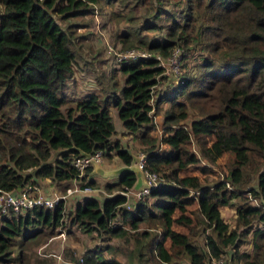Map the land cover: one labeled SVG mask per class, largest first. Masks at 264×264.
Returning a JSON list of instances; mask_svg holds the SVG:
<instances>
[{"label": "trees", "instance_id": "16d2710c", "mask_svg": "<svg viewBox=\"0 0 264 264\" xmlns=\"http://www.w3.org/2000/svg\"><path fill=\"white\" fill-rule=\"evenodd\" d=\"M101 3L127 9V30L116 36L125 48L166 57L177 45L184 54L199 47L207 56L153 104L152 87L173 79L154 57L117 62L112 70L124 75L122 85L77 97L68 92L74 70L84 73L95 61L81 58L77 42L85 35L75 34L70 19L95 16ZM94 72L96 84L103 71ZM162 101L168 106L156 142L151 115ZM188 106L199 115L178 124ZM111 108L126 132L147 144L143 167L158 174L159 185L129 199L124 192L134 176L124 172L103 185L109 195L101 201L89 195L69 211L62 200L10 211L0 221V264H30L25 245L70 225L98 241L121 240L105 245L106 258L96 249L83 264H264V0H0V190L44 178L76 177L81 188L93 187L91 167L77 176L70 163L81 152L128 164V149L112 138ZM191 135L206 164L183 150ZM225 153L231 160L222 178L182 172L197 164L204 174ZM222 207H233L232 226ZM244 243L250 251L239 249Z\"/></svg>", "mask_w": 264, "mask_h": 264}, {"label": "rangeland", "instance_id": "374dc122", "mask_svg": "<svg viewBox=\"0 0 264 264\" xmlns=\"http://www.w3.org/2000/svg\"><path fill=\"white\" fill-rule=\"evenodd\" d=\"M94 7L97 10V13L95 16H93L92 14L90 16L84 15L82 17L70 19L71 21L77 23L76 24L77 26L74 27L75 34L85 35V36L79 37V39L81 40L77 42L78 44L77 49L80 51L81 58L86 59V60L88 59L93 60L95 62L94 63L92 62V65L88 67V70L84 71V73L81 72L83 70H80L77 68L74 70V74H75L74 79L81 81V82L78 83L76 87L71 84L73 88L71 89L70 87L68 89V92H71L74 89H76L77 92H79L80 90H85L86 92L90 91L92 88L87 89L84 85L85 76L91 75L94 77V80H95V78L97 77V76L95 77V75L98 74V72L95 73L94 69H96L97 71H103L100 81L98 82V80H96L95 90L103 92V89L108 88V86L109 88H115L119 86L120 82L122 83V79L124 75L120 73L119 71L112 70L113 66L118 67L116 61H114L116 59L112 57V53L114 51L121 52V53H126L129 51H136L139 53H144L145 55H147V58L154 57L155 55L152 52H149L147 49H143L139 46H131V47L125 48V45L121 44V41L116 37L117 35L123 32H126L127 30V20H126V16L128 15L127 9L122 7L120 3H114L113 5H105L101 3V4H96ZM141 11H142L141 6H137V7L135 6L134 13L138 14V13H141ZM136 21L137 19L133 20L132 22L136 23ZM141 33H145L146 35H148L149 38H152L154 36L153 30H142ZM220 46L225 47V45H222V44H220ZM175 48H178L179 52L181 53L182 51L181 46L177 45L176 47L173 48V50ZM220 52L212 53V54L216 55V54H219ZM168 56L169 55H167L166 57ZM206 56H207V52L204 51L203 49H200L199 47H195L194 50H191L185 53L182 57H180V62L178 64L180 73L183 72L184 70L192 71L193 65L195 64V62H197V60L200 59L201 57H206ZM180 64H184V66H181ZM108 74H109V77H107ZM176 79L177 77L176 78L173 77V79H171L170 81L166 79H161L159 80L157 85L152 87L151 92L155 89L151 96L152 104L154 102V99L159 94H161L163 91H167L170 93L172 92V89H174L173 87L174 82L176 83L175 81ZM167 106H168L167 101H162L159 104L158 111L151 115L152 124L154 127L150 131V134L156 136V142L159 137L158 135L161 133V130H162L163 111L164 109L167 108ZM111 109H112L111 113L115 114V111L113 110V108ZM186 111H187V116L183 120H180L178 124L183 123L188 126L190 121L196 118L200 113V110L198 108L196 107L194 108L191 106H188ZM156 127H158V130ZM112 138L119 139L122 145H124L123 147L128 149L130 155H134L136 158L140 153H145L143 151L144 149L143 147L146 146L147 144L138 143V139L135 135H130V133H125L123 137L119 136V138H116L112 136ZM158 148L159 147H155L153 150L158 151ZM183 150L191 151L195 155L199 156L201 159V156L198 151V145L194 141V137L192 135H191V139L188 140L186 144H184ZM111 159L112 160L109 162L111 165H113L115 162H116L115 165L116 164L118 165L120 161L118 158L116 159L112 157ZM229 160H231L230 156H228V154L225 153L219 156L218 159L214 161L213 165H209L211 170L207 171L204 174L197 171L196 167L194 166L197 164L188 165L186 168H183L182 172L183 173L195 172L200 178L205 175V181H209L210 179H212V177L222 178V176L225 174L227 170L226 165L229 164L228 163L230 162ZM200 164H206V162L203 159H201ZM108 179L110 181V177L107 179H104L103 181L99 178L97 184H102L103 182H107ZM99 195H102V193H100ZM127 195H129L130 197L134 196L131 193H127ZM68 197H70L69 199H76L75 197H72V196H68ZM64 210L67 211L66 209ZM223 215L225 217L224 219L228 220V222L230 223V226H232L233 218L235 215L233 207H227V210L223 212ZM64 227L65 226H63V228ZM85 234L89 235V233H85ZM48 236L50 235L46 234V236H41L40 238H37L36 239L37 241H32L29 243V245H25L26 251L28 250L27 252H28L30 264H40L36 256L35 250L40 242H44L47 240ZM64 240H66V236L64 237ZM73 240L75 239H72L71 242ZM109 241L111 243H116L120 245L121 240L111 238ZM100 242H103V241H100ZM127 245L130 246V243L122 244L121 249L123 250L124 248H127ZM68 249L70 248H64L62 253L64 255H67ZM239 249H246L250 251V244L248 243L241 244ZM43 251L47 252L48 250L45 249ZM120 257L123 259L122 254L118 255V258Z\"/></svg>", "mask_w": 264, "mask_h": 264}, {"label": "crops", "instance_id": "0c3cea01", "mask_svg": "<svg viewBox=\"0 0 264 264\" xmlns=\"http://www.w3.org/2000/svg\"><path fill=\"white\" fill-rule=\"evenodd\" d=\"M75 74L73 75V85L76 87L78 85V83H80L81 81L75 80L74 79ZM84 85L87 89H94L95 90V82H94V77L90 76L89 78L85 76V82ZM120 85H122V83L120 82ZM73 87H71L72 89ZM91 89V90H92ZM86 91L85 90H80L79 92H77L76 89L72 90L71 93H76L77 97L82 96ZM112 112V111H111ZM111 118L113 120V125H114V135H112L113 137L119 138V136L123 137V135L126 132V130L122 127L121 122L119 119H117L116 115L114 113H111ZM158 130V127H156ZM132 135V134H130ZM130 142V140H129ZM113 158H116L115 156H113ZM112 159L110 158H103L102 157V162L99 163L100 167L102 169L108 170L114 167H117L118 165H122L124 163H122L121 161H119L118 165L115 163L113 165H111L109 162ZM89 176H93L95 177L96 182H98L99 178L103 181L104 179H107L110 177V181L114 180L117 178V175H101L99 173H93L90 170V174ZM109 179L107 182H103L102 184H96L93 187H89V189H83L84 190H79L75 193H73L71 196L75 197L76 199H66L64 200V208L69 211L72 208L75 207L76 203L78 201H82V198L84 196H89V195H93V196H97V198L101 201L103 199L104 196L109 195L106 190H104L103 185L105 183L110 182ZM77 184L79 185L80 182L78 179L75 180H65V181H58V182H53L51 181L49 178H44L41 179L38 183L41 191L46 195V196H50L52 195L54 192L60 193L63 192V190L65 189V187L71 186L72 184ZM88 187V186H85ZM114 191V192H113ZM112 192L115 193L116 191L113 190ZM100 193H102V195H99ZM130 199V197H129ZM128 204L130 205L129 201ZM126 204V205H128ZM125 205V206H126ZM227 210V207H222L219 209V214L223 217V212ZM228 221V220H226ZM63 228V227H62ZM61 227L52 235L48 236L47 240L44 242H41L35 252H36V256L40 262V264H74L76 262V260L78 258H80L82 260V263L85 260V255H91V253H93V251H95L96 249L100 250L102 249V254L103 257L106 258L107 257V251L104 250L105 249V245L108 242H100L96 239V237L92 234L89 233V235L85 234L86 232L81 231L80 229H78V227L74 226V225H70V226H65L63 229ZM66 236V240H64V237ZM72 239H75L71 242ZM98 246V247H97ZM64 248H70L67 250V255H64L62 253ZM47 249V252H44L43 250ZM119 255V254H118ZM117 255V257H118ZM120 260H122V258H119Z\"/></svg>", "mask_w": 264, "mask_h": 264}, {"label": "built area", "instance_id": "2783aa9c", "mask_svg": "<svg viewBox=\"0 0 264 264\" xmlns=\"http://www.w3.org/2000/svg\"><path fill=\"white\" fill-rule=\"evenodd\" d=\"M181 50V49H180ZM168 57H161L159 54H155L154 58L157 60V65L163 69V74H170L172 77H178L180 73L179 62L180 57L184 55V49H182L181 53L178 48L172 50ZM112 57H114L117 62H132L140 58H147V55L144 53H139L136 51H129L126 53L116 52L112 53ZM145 153H140L137 156L136 164L138 168L142 171L143 179L145 181V185L142 186L139 190H133L131 187L126 188L127 193H131L135 197H140L142 195H147L151 188L159 185V177L158 174L149 171L143 167ZM95 161L100 163L102 160V156L100 151L93 150L89 152V155L78 154L70 159V163L77 169V176L80 175L83 170L91 165V161ZM91 167V166H90ZM76 178V177H75ZM75 178L70 180H75ZM89 189V187L81 188L77 184H72L71 186L65 187L63 192L57 193L54 192L50 196H46L40 189L38 184H29L24 187H21L16 193L0 190V221L3 217H8L10 211L15 214L24 212L25 210L32 208L36 205H45L46 207L53 208L59 200L68 199V196H71L73 193L79 190ZM130 197V196H129ZM131 198V197H130ZM126 205V204H125ZM126 207H130V205H126ZM64 208V205H63ZM65 209V208H64ZM221 259L212 260V264H220ZM75 264H83L82 260L78 258Z\"/></svg>", "mask_w": 264, "mask_h": 264}, {"label": "water", "instance_id": "95a60500", "mask_svg": "<svg viewBox=\"0 0 264 264\" xmlns=\"http://www.w3.org/2000/svg\"><path fill=\"white\" fill-rule=\"evenodd\" d=\"M80 154L88 156L89 152H81ZM136 160L137 158L134 155H131V159L128 164L118 165L117 167L108 170L102 169L99 163L92 160L90 165L91 172L99 173L101 175H114V176L116 175L119 176L124 172H129L134 176V180L130 187L133 190H139L142 186L145 185V181L143 179L142 171L138 168L136 164ZM17 190H19V188ZM17 190L13 191V193H16Z\"/></svg>", "mask_w": 264, "mask_h": 264}, {"label": "clouds", "instance_id": "9594fccd", "mask_svg": "<svg viewBox=\"0 0 264 264\" xmlns=\"http://www.w3.org/2000/svg\"><path fill=\"white\" fill-rule=\"evenodd\" d=\"M77 260H78V259H77ZM77 260H76V261H77ZM75 263H76V262H75ZM75 263H74V264H75Z\"/></svg>", "mask_w": 264, "mask_h": 264}]
</instances>
